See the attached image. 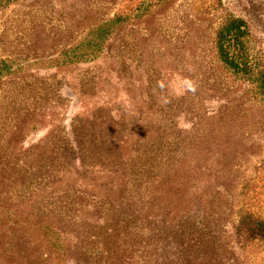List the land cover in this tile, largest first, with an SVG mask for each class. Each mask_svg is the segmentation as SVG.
Segmentation results:
<instances>
[{"label": "rangeland", "instance_id": "1", "mask_svg": "<svg viewBox=\"0 0 264 264\" xmlns=\"http://www.w3.org/2000/svg\"><path fill=\"white\" fill-rule=\"evenodd\" d=\"M117 14L123 27L98 59L57 63L80 30ZM236 18L264 68V0H0V58L12 50L22 58L0 82V264H45L47 226L65 229L45 212L47 191L20 193L13 178L22 165H43V144L82 113L81 94L106 108L107 124L117 122L109 113H124L126 131L170 124L190 133L203 121L207 152L190 179L191 213L220 238L224 264H264V239L237 232L246 211L264 218V105L216 51L218 31Z\"/></svg>", "mask_w": 264, "mask_h": 264}, {"label": "trees", "instance_id": "2", "mask_svg": "<svg viewBox=\"0 0 264 264\" xmlns=\"http://www.w3.org/2000/svg\"><path fill=\"white\" fill-rule=\"evenodd\" d=\"M123 24L121 14L96 20L92 27L80 30L75 45L57 63L98 59L119 36ZM246 24L236 18L218 31L217 56L221 67L247 81V93L264 105V68L251 56ZM12 51L0 58V82L17 74L13 64L22 58ZM79 97L82 113L70 117L69 127L60 128L58 138L50 133L48 137H53L43 144V165H22L13 178L20 193L27 188L47 191L45 212L64 222V230L47 226L44 263L224 264L220 238L207 237L204 218L195 221L190 207L194 165L198 156L205 160L207 152L208 138L198 135L197 125L203 121L193 125L192 133L170 124L153 131L147 125L126 131L124 113L118 118L109 113L117 122L107 124L99 116L106 108L91 107L82 94ZM213 112L209 117L217 119L222 110ZM41 167L45 171L35 183L25 182ZM195 231L201 233L194 235ZM237 232L247 238L246 242L264 239V218L246 211Z\"/></svg>", "mask_w": 264, "mask_h": 264}]
</instances>
